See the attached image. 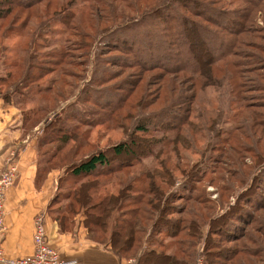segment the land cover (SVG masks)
<instances>
[{"label":"trees","instance_id":"1","mask_svg":"<svg viewBox=\"0 0 264 264\" xmlns=\"http://www.w3.org/2000/svg\"><path fill=\"white\" fill-rule=\"evenodd\" d=\"M141 38L156 42L143 51ZM124 68L133 72L123 77ZM67 77L81 83L74 94ZM225 82L231 120L206 93ZM258 96L264 0H0V97L19 109L22 127L41 123L36 185L62 170L48 214L60 230L82 215L91 240L133 264H195L199 241L208 264L264 260V213L249 209L264 211L254 200H264ZM78 103L87 105L80 114ZM96 126L124 136L99 146L89 136ZM220 144L228 166L245 167L239 177L202 170L220 163ZM240 150L253 164L230 155ZM111 181L115 191H102ZM253 224L256 237L245 228Z\"/></svg>","mask_w":264,"mask_h":264},{"label":"crops","instance_id":"2","mask_svg":"<svg viewBox=\"0 0 264 264\" xmlns=\"http://www.w3.org/2000/svg\"><path fill=\"white\" fill-rule=\"evenodd\" d=\"M23 128L19 109L0 97V172L9 163H14L17 169V178L6 191L4 202L5 258L16 259L33 252V219L43 214L48 242L63 262L128 264V259L118 257L109 246L87 236L81 216L75 218L72 228L60 230L58 223L47 212L59 170L53 169L36 185L38 132L31 136Z\"/></svg>","mask_w":264,"mask_h":264},{"label":"rangeland","instance_id":"3","mask_svg":"<svg viewBox=\"0 0 264 264\" xmlns=\"http://www.w3.org/2000/svg\"><path fill=\"white\" fill-rule=\"evenodd\" d=\"M75 9H77V8H75ZM257 23H258V25H260V24L263 25L262 21H260V20H258ZM55 26H57V25L55 24ZM160 27H161V24H160ZM133 33H134V36H135L136 32L134 31ZM206 38L208 39L209 46H211V44H213V43L215 44V52H217L219 50V48H220V43L216 42L218 40L212 38L211 36L206 37ZM210 38H212L211 41H210ZM156 39L158 41L159 40L162 41L163 37L161 35H158V36H156ZM149 40L150 39H148V38H143V39L141 38L140 40H138V43H140V47H141V49L143 51L146 50L147 46L151 42H156V41H154L155 38H153V41H149ZM136 43H137V40H136ZM135 53L138 54L137 52H135ZM208 53H211L210 49H207V53L206 54L205 53L201 54V56L202 57H207ZM8 58H13V57L11 56V57H8ZM90 67H92V66L90 65ZM121 72H123L122 76L124 77L127 73L133 72V70L132 69H128V68H124V69H121ZM86 74L87 75L89 74V70L87 72H85V75ZM67 78L71 82L73 81L74 83H76L74 85L75 88H73V91H72V94H74L78 90V86L79 87L81 86V83L78 85L77 81L74 78H71V77H67ZM120 79H121V77H120ZM120 79L118 78V79H116L115 81H112V82H119ZM214 88L215 87H212V86L206 87V93H207L208 97L214 102L215 106L221 108L224 118H226L228 120L233 119L235 117V114H236L237 111L231 109V108H233V105L231 107V100L233 98H235V96H234V94H232L230 92L229 85L225 82L223 87H221V89L216 90ZM112 93H115V92L112 90ZM72 94L69 96V99L62 104V107L65 104H67V103H69V102L74 100L75 97L72 96ZM105 96L110 97V96H112V94H110L109 91H108V92H106ZM258 97H259V99L264 98V96H258ZM86 106L87 105H82V104L78 103V104H76V106H75L76 108H74V110H75V112L80 114L81 112H83V110L85 111V107ZM56 110L58 111L59 107ZM148 110H150V109H148ZM261 110L264 111V108H262ZM86 115H89L88 112L86 113ZM37 119H38V116H35L33 118L34 121H36ZM40 126H41V123L38 124L37 126L33 127V128L29 127V126H25L23 129L25 130L26 134H30L32 136V135H35L36 132H39ZM89 136H90V139L92 141H94L97 145L105 146V145H107V142L111 143V142L118 141L119 139H121L124 136V134H123L122 129H119V128H104L103 126H96V127L92 128V130L89 133ZM70 144L67 145L66 148H69ZM224 146H225L224 144L223 145L220 144L219 147H218V148H220L223 151V152H220L222 154L216 152L217 155L216 154L214 155V156H216V160L217 161L220 160V163H208L207 165H203L202 166V170H204V172L211 171L213 173H215L217 171V173L214 176L221 175V176H223L225 178H231L230 175H233L234 177L235 176L239 177L240 173H242V171H245V167L243 165L239 166L238 168H234L232 166H228L227 162H226L227 161L226 158H227L228 154L226 152L224 153V150H223ZM239 153L240 154H236V153L232 152V153H230V155H232L233 158L239 157L245 163H251L252 162V164H253V159H252V157H251V155L249 153H247L246 151H243V150H240ZM187 155L189 156L190 161H192L193 159H195L197 157V155L194 154V153L187 154ZM261 157H262V159H264L263 155ZM56 159L58 160V157ZM207 162H210V161L207 160ZM61 173H62V170H59L58 177L61 175ZM251 175L253 176V173ZM251 175L249 176V178L252 177ZM58 177H57V179H58ZM248 181H249V179H248ZM56 184H57V182H56ZM260 184H261V187H260L259 192L262 195H264L263 184L262 183H260ZM202 185L204 186L205 192L208 195V197H210L212 199L216 198L217 191H216V189H215V187L213 185H211V184H209L207 182V178L203 181ZM65 186L66 185H64V188H65ZM116 186L117 185H116V183L114 181L108 182L107 185L105 184V186H104L102 191H104V192L105 191L114 192L115 189H116ZM243 186H246V184L242 185L241 187H243ZM241 187H239V189ZM253 194L254 193H252L251 195H253ZM232 198H234V197H232ZM254 200L256 202H258L260 205L264 203V200H260L258 198H254ZM249 209L253 210V212L258 214V215L261 214V213L262 214L264 213V211L256 212V210L252 209L251 207H249ZM77 216H81L82 217V215H80V214L77 215ZM81 221H82V219H81ZM253 227H254V224L251 225V226H245L246 230H248V234L251 235V236L256 237L258 235L254 231ZM203 230H205V229H203ZM162 240L167 242L168 239L167 238H162ZM195 253H196V256H195V259H194L195 260V264H196V261H197L198 257H200V255H202L204 257L205 264H208V259L206 258V254H205V244L203 242H201V241L198 242V244L196 245V248H195ZM128 260H129V264H133L134 263V259L133 258H130ZM259 264H264V260L260 261Z\"/></svg>","mask_w":264,"mask_h":264},{"label":"built area","instance_id":"4","mask_svg":"<svg viewBox=\"0 0 264 264\" xmlns=\"http://www.w3.org/2000/svg\"><path fill=\"white\" fill-rule=\"evenodd\" d=\"M17 178V169L14 163H9L0 172V263L3 264H72L60 260L59 254L47 239L44 215L38 214L33 219V252L25 257L6 259L3 250V241L6 227L4 224V202L6 191L14 184ZM129 264V262H128ZM196 264H205L204 257L200 255Z\"/></svg>","mask_w":264,"mask_h":264}]
</instances>
